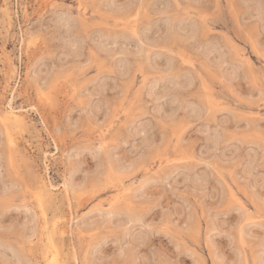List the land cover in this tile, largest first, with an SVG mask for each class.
I'll list each match as a JSON object with an SVG mask.
<instances>
[{
	"label": "rangeland",
	"instance_id": "1",
	"mask_svg": "<svg viewBox=\"0 0 264 264\" xmlns=\"http://www.w3.org/2000/svg\"><path fill=\"white\" fill-rule=\"evenodd\" d=\"M261 4L0 0V264H262Z\"/></svg>",
	"mask_w": 264,
	"mask_h": 264
},
{
	"label": "snow or ice",
	"instance_id": "2",
	"mask_svg": "<svg viewBox=\"0 0 264 264\" xmlns=\"http://www.w3.org/2000/svg\"><path fill=\"white\" fill-rule=\"evenodd\" d=\"M260 14L264 16V0H262V4L259 8ZM69 26V33L72 31V21L69 19L66 21ZM133 223L138 225L139 227H145L144 223L140 219H136L133 221L129 218L126 221H121L119 224H114V228H120L122 231V237L119 239H114L113 243L118 245V254L121 258L125 257L126 249L133 248V243L136 240V233L133 230ZM142 235V234H141ZM123 264V260H122ZM133 264H137L135 260H133ZM155 264H164L163 261H156ZM264 264V262H262Z\"/></svg>",
	"mask_w": 264,
	"mask_h": 264
},
{
	"label": "bare ground",
	"instance_id": "3",
	"mask_svg": "<svg viewBox=\"0 0 264 264\" xmlns=\"http://www.w3.org/2000/svg\"><path fill=\"white\" fill-rule=\"evenodd\" d=\"M134 16V15H133ZM149 57V56H148ZM15 91V90H14ZM80 98V97H79ZM79 100V99H78ZM209 106V105H208ZM6 108V107H5ZM13 108V107H12ZM2 110V108H1ZM16 110V109H15ZM30 110V109H29ZM22 111V110H21ZM27 111V110H26ZM3 112H5V110H3ZM1 115V114H0ZM2 116V115H1ZM20 116L18 115V113H16L13 109H11L10 112H6L3 116V119L5 122L7 123H13V122H17L19 123L20 122ZM2 119V120H3ZM11 125V124H10ZM12 128V127H11ZM11 131V130H10ZM12 157V156H11ZM17 161V160H16ZM13 164V163H12ZM14 168V167H13ZM143 185V184H142ZM54 188V187H53ZM67 189V188H66ZM67 191V190H66ZM137 192V191H136ZM134 193V192H133ZM132 193V194H133ZM40 194V193H39ZM68 194V193H67ZM36 198V197H35ZM136 199V198H135ZM38 200V199H37ZM69 207V206H68ZM57 226V225H56ZM59 227V226H58ZM56 229V228H55ZM54 229V230H55ZM57 232V230H55ZM67 231V230H65ZM35 232V231H34ZM52 232V230H51ZM52 235V234H51ZM56 235V234H55ZM48 237V236H47ZM54 237V236H53ZM50 238V237H49ZM56 238V237H55ZM41 239V238H40ZM55 241V240H54ZM51 242V241H50ZM49 242V243H50ZM57 244V243H56ZM55 244V245H56ZM56 248V247H55ZM50 249V248H49ZM52 252V256H49V260H48V264H60V260H59V257H58V253L57 251H51ZM49 253V251H48ZM49 255V254H47ZM88 259V258H87ZM87 261V260H86Z\"/></svg>",
	"mask_w": 264,
	"mask_h": 264
}]
</instances>
